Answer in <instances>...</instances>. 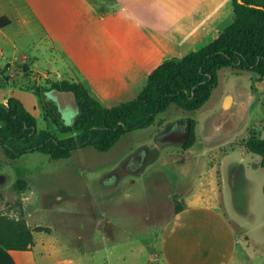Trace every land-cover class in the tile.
Segmentation results:
<instances>
[{"label": "rangeland", "instance_id": "374dc122", "mask_svg": "<svg viewBox=\"0 0 264 264\" xmlns=\"http://www.w3.org/2000/svg\"><path fill=\"white\" fill-rule=\"evenodd\" d=\"M69 4L0 0V13L17 27L6 26L8 16L1 19L10 35L0 30L9 59L5 76L38 92V129L58 134L45 118L49 101L60 104L48 88L53 81L80 82L103 106H112L134 98L160 62L178 56L164 33L143 31L132 35L145 55L127 57L130 39L121 30L113 44L118 51L106 57V33L73 30ZM154 45L166 53L153 56ZM218 75L202 108L172 104L107 151L87 146L64 159L40 152L10 159L0 145V216L29 225L41 264H166L162 234L176 210L191 202L221 203L251 239L239 235L249 264H264V167L258 154L240 145L252 133L264 137V78L229 66ZM62 103L63 117L72 123L75 100L64 94ZM191 119L196 141L185 148Z\"/></svg>", "mask_w": 264, "mask_h": 264}, {"label": "trees", "instance_id": "16d2710c", "mask_svg": "<svg viewBox=\"0 0 264 264\" xmlns=\"http://www.w3.org/2000/svg\"><path fill=\"white\" fill-rule=\"evenodd\" d=\"M234 21L223 29L202 31L189 49L160 62L150 73L146 85L132 99L103 106L80 82L53 81L49 89L71 91L78 109L72 123L63 117L59 102L46 104L45 118L56 126L38 129V117L17 96L0 101V145L10 159L40 152L53 159L68 158L78 148L92 146L110 150L125 134L154 123L159 113L172 104L198 110L210 99L219 79V69L251 71L264 78V0H232ZM0 26L2 25L0 19ZM8 69L0 65V87L10 84ZM32 91L34 88H22ZM34 89V90H33ZM186 132V131H185ZM185 148L196 141V121L191 119ZM249 152L261 157L264 167V137L255 133L240 142ZM178 208L176 213L182 210ZM244 233L242 228H238ZM245 239L250 241L247 234ZM33 230L20 219L0 216V244L7 249L32 247Z\"/></svg>", "mask_w": 264, "mask_h": 264}, {"label": "crops", "instance_id": "0c3cea01", "mask_svg": "<svg viewBox=\"0 0 264 264\" xmlns=\"http://www.w3.org/2000/svg\"><path fill=\"white\" fill-rule=\"evenodd\" d=\"M69 1L72 15L70 24L73 30L106 33L103 46L106 57L118 51V47L113 45L114 42L117 43L118 31L128 33L130 40L124 46L127 57L145 55L146 52H140L143 45L136 43L132 35L134 32L143 31L162 33V37L167 36L171 50L177 48L178 52L180 49H189L195 38L205 29H223L230 25L231 13L234 12L232 0ZM5 15L9 17V24L6 26L13 24L17 28L14 26L15 19L9 14L0 13V19ZM3 27L5 26H0L3 37L10 39ZM5 52L6 48L0 46L1 66L9 60L5 57ZM149 52L157 56L166 53V49L161 45H154ZM167 58L170 57L165 59ZM12 95L21 98L29 110L37 114L36 94L13 84L0 87V101L7 103L8 97ZM258 164L261 165V157ZM238 228L244 231L224 210L223 204L188 203L165 226L161 240L162 257L166 264H249L246 249L241 246L239 237L246 233H240ZM246 241L251 243V239ZM0 264L41 263L36 249L32 247L17 250L7 249L0 244Z\"/></svg>", "mask_w": 264, "mask_h": 264}, {"label": "water", "instance_id": "95a60500", "mask_svg": "<svg viewBox=\"0 0 264 264\" xmlns=\"http://www.w3.org/2000/svg\"><path fill=\"white\" fill-rule=\"evenodd\" d=\"M54 93L57 95L58 100L60 101V105L62 108H63L62 95L66 94L67 96L69 95V97L74 98L73 93L71 91H65V92L64 91H55Z\"/></svg>", "mask_w": 264, "mask_h": 264}, {"label": "flooded vegetation", "instance_id": "af4514ba", "mask_svg": "<svg viewBox=\"0 0 264 264\" xmlns=\"http://www.w3.org/2000/svg\"><path fill=\"white\" fill-rule=\"evenodd\" d=\"M183 133H186L185 131Z\"/></svg>", "mask_w": 264, "mask_h": 264}]
</instances>
